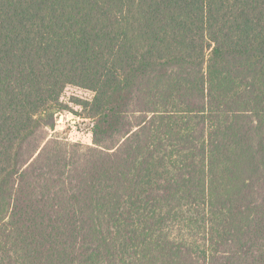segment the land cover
<instances>
[{
  "label": "trees",
  "instance_id": "obj_1",
  "mask_svg": "<svg viewBox=\"0 0 264 264\" xmlns=\"http://www.w3.org/2000/svg\"><path fill=\"white\" fill-rule=\"evenodd\" d=\"M0 264H264V0H0Z\"/></svg>",
  "mask_w": 264,
  "mask_h": 264
},
{
  "label": "rangeland",
  "instance_id": "obj_2",
  "mask_svg": "<svg viewBox=\"0 0 264 264\" xmlns=\"http://www.w3.org/2000/svg\"><path fill=\"white\" fill-rule=\"evenodd\" d=\"M72 96L91 98L93 94L88 90L70 86L66 89L63 99L65 101H72ZM71 101L70 105L75 111L81 112V107L74 105ZM92 126L93 122L91 119L85 118L80 114H75L70 110H66L59 115L55 129L49 131V137L59 136L72 142L92 144Z\"/></svg>",
  "mask_w": 264,
  "mask_h": 264
}]
</instances>
